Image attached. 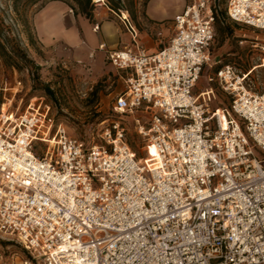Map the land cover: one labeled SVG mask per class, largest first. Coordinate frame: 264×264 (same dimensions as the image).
<instances>
[{"label":"built area","instance_id":"obj_1","mask_svg":"<svg viewBox=\"0 0 264 264\" xmlns=\"http://www.w3.org/2000/svg\"><path fill=\"white\" fill-rule=\"evenodd\" d=\"M215 14L192 0L154 52L116 14L132 43L106 52L125 84L113 110L149 112L136 130L154 155L135 156L118 121L87 145L48 106L18 112L0 95V237L27 252L22 264H264V91L223 64L208 80L229 106H209L211 87L194 93ZM226 15L264 31V0H228Z\"/></svg>","mask_w":264,"mask_h":264},{"label":"rangeland","instance_id":"obj_2","mask_svg":"<svg viewBox=\"0 0 264 264\" xmlns=\"http://www.w3.org/2000/svg\"><path fill=\"white\" fill-rule=\"evenodd\" d=\"M49 1L52 0H34L31 3L28 0H17L15 4L13 0H0V21L5 32L26 58L32 61V64L28 65L18 58L19 66L12 67L6 65L0 57V86L4 87V92L1 91L0 94L1 100H10L9 109H17L18 112L29 106L40 107L39 110L48 106L47 117L53 126L62 124L69 135L87 145L104 144L105 128L118 121L125 128L126 140L135 156L142 158L151 155V147H145V141L136 130V119L145 121L149 112L138 110L134 113L119 114L113 110L116 95L125 89L123 78L119 77L121 73L106 58L103 62L80 60L71 53L70 48L61 43L47 44L39 39L34 15ZM64 1L70 6L74 4L72 0ZM103 1L109 7L119 3L120 8L128 11L130 20L136 25L147 23L145 9L150 0ZM91 2L95 4L93 0ZM191 2L192 0H152L150 8L154 12L170 13L175 9L181 10ZM209 2L216 4L221 25L218 29L214 20L215 37L210 48V63L212 60H219V63L204 66L194 87V93L211 87L214 98L209 102V106L225 107L229 106V95L215 80L209 81V77L213 76L217 66L230 64L238 74L249 71L248 82L253 90L264 91V53L250 46V41L264 42V31L229 20L226 15L228 0ZM69 12L75 13V10ZM113 15L117 18L116 14ZM63 19L65 26H68L71 19L67 11L63 14ZM116 20L120 22L118 18ZM167 33L169 37L172 30ZM156 36L158 35L154 31L153 37ZM241 40L243 42H240ZM44 86H48L53 94H48ZM93 91L95 93L91 94ZM253 150L257 157H263L259 150ZM28 256L15 241L0 237V264H22Z\"/></svg>","mask_w":264,"mask_h":264},{"label":"crops","instance_id":"obj_3","mask_svg":"<svg viewBox=\"0 0 264 264\" xmlns=\"http://www.w3.org/2000/svg\"><path fill=\"white\" fill-rule=\"evenodd\" d=\"M151 2L152 0L145 9L147 23L141 26L136 25L133 20L132 23L138 34V41L149 51L154 52L162 48L167 42L169 38L167 32L172 30V19L184 7L181 10L175 9L170 13L154 12L150 8ZM69 10L73 11L72 7L64 0L46 2L38 9L34 15V25L41 41L47 44L59 42L70 48L71 53L78 59L94 60L95 62H103L107 51L122 49L132 43L130 34L113 15L117 12L104 1L94 4L92 23L81 14L69 12ZM66 11L71 19L68 26H65V18L63 19V14ZM94 24L98 25L97 31L92 29ZM154 31H156V35L160 33V36L153 37ZM100 44H104V49H99ZM212 61V64L207 66L219 63V60Z\"/></svg>","mask_w":264,"mask_h":264},{"label":"trees","instance_id":"obj_4","mask_svg":"<svg viewBox=\"0 0 264 264\" xmlns=\"http://www.w3.org/2000/svg\"><path fill=\"white\" fill-rule=\"evenodd\" d=\"M13 1L16 4L17 0H13ZM72 1H74V4H72L71 7L73 10H75V13L81 14L82 16L87 18L90 23H92L94 4L91 2V0H72ZM28 2L31 3V2H34V0H28ZM14 7L16 6L14 5ZM110 8L113 10H117L118 12L119 10H122L120 8L119 3L115 5L111 4ZM215 22L217 23V27L219 29L221 25L219 24L220 19L218 17V14H215ZM0 57L4 60L6 65H9L12 67L19 66L18 61H17L18 58L23 59L25 62L28 63V65L29 63L32 64V61L26 58L25 54L20 50V48L13 44L12 38L5 32L4 26L1 23V21H0ZM220 66H217L216 69ZM44 89L48 94L50 95L53 94V91L50 90L48 86H44ZM94 91L91 92V94H94L95 93ZM23 251L26 252L25 250Z\"/></svg>","mask_w":264,"mask_h":264},{"label":"bare ground","instance_id":"obj_5","mask_svg":"<svg viewBox=\"0 0 264 264\" xmlns=\"http://www.w3.org/2000/svg\"><path fill=\"white\" fill-rule=\"evenodd\" d=\"M97 1H100V0H97ZM4 108H5V106H4ZM150 147H151V149H152V153H151V155H154V154H155L154 147H153V146H151V145H150ZM134 155H135V154H134ZM148 156H150V155H148Z\"/></svg>","mask_w":264,"mask_h":264}]
</instances>
